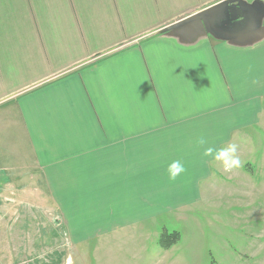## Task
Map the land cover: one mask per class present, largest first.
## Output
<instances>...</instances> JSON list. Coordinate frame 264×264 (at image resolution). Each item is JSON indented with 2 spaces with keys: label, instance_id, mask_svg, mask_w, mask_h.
<instances>
[{
  "label": "crops",
  "instance_id": "obj_1",
  "mask_svg": "<svg viewBox=\"0 0 264 264\" xmlns=\"http://www.w3.org/2000/svg\"><path fill=\"white\" fill-rule=\"evenodd\" d=\"M221 1L0 0V194L54 211L78 246L146 236L196 207L226 173L208 148L236 145L241 160L248 146L252 161L264 40L160 34Z\"/></svg>",
  "mask_w": 264,
  "mask_h": 264
},
{
  "label": "rangeland",
  "instance_id": "obj_2",
  "mask_svg": "<svg viewBox=\"0 0 264 264\" xmlns=\"http://www.w3.org/2000/svg\"><path fill=\"white\" fill-rule=\"evenodd\" d=\"M249 141L262 143L252 161L250 147L244 146L239 168L216 177L212 187L206 184L210 191L193 209L149 226L148 237L74 246L54 211L4 187L0 264H264V162H255L264 153V126L252 131ZM165 231L181 234L169 250L158 245Z\"/></svg>",
  "mask_w": 264,
  "mask_h": 264
},
{
  "label": "water",
  "instance_id": "obj_3",
  "mask_svg": "<svg viewBox=\"0 0 264 264\" xmlns=\"http://www.w3.org/2000/svg\"><path fill=\"white\" fill-rule=\"evenodd\" d=\"M160 34L187 45L211 37L237 47L254 46L264 40V3L223 0L163 28Z\"/></svg>",
  "mask_w": 264,
  "mask_h": 264
},
{
  "label": "clouds",
  "instance_id": "obj_4",
  "mask_svg": "<svg viewBox=\"0 0 264 264\" xmlns=\"http://www.w3.org/2000/svg\"><path fill=\"white\" fill-rule=\"evenodd\" d=\"M12 71L14 69L10 68L9 72L11 73ZM204 142L203 137L198 140L199 144H203ZM236 151V145H230L227 149H222L215 153L212 148H208L203 155L205 157H213L216 161H222L225 171H231L233 168H239L241 166V161L236 155ZM184 171L185 169L180 161H173L168 168V178L170 180H176Z\"/></svg>",
  "mask_w": 264,
  "mask_h": 264
},
{
  "label": "trees",
  "instance_id": "obj_5",
  "mask_svg": "<svg viewBox=\"0 0 264 264\" xmlns=\"http://www.w3.org/2000/svg\"><path fill=\"white\" fill-rule=\"evenodd\" d=\"M181 240V234L178 231L172 233L165 231L161 234L158 244L164 250H169Z\"/></svg>",
  "mask_w": 264,
  "mask_h": 264
}]
</instances>
